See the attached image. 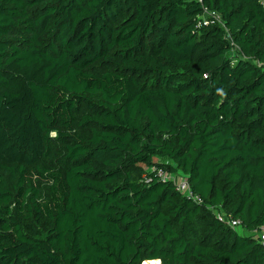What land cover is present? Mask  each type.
I'll use <instances>...</instances> for the list:
<instances>
[{"label": "trees", "instance_id": "16d2710c", "mask_svg": "<svg viewBox=\"0 0 264 264\" xmlns=\"http://www.w3.org/2000/svg\"><path fill=\"white\" fill-rule=\"evenodd\" d=\"M263 229L264 0H0V264H264Z\"/></svg>", "mask_w": 264, "mask_h": 264}, {"label": "built area", "instance_id": "2783aa9c", "mask_svg": "<svg viewBox=\"0 0 264 264\" xmlns=\"http://www.w3.org/2000/svg\"><path fill=\"white\" fill-rule=\"evenodd\" d=\"M204 13H205L203 15L204 22H205L206 15H208V14H212V15H214L216 17H219L218 13H216L215 11H210L207 8H205ZM203 20H201V21H203ZM199 23H200V21H199ZM157 173L163 179H171L174 183H176L177 188L179 190H181L182 192H184L188 197H193L194 199L198 198L197 196L193 195L192 191L190 190V187H189V184H188V182L186 180V176L185 175L175 174V173H172L170 171H166V170H164L162 168H159ZM217 214H218V216L220 218H222L227 223H229V224H231L233 226H236V225L239 224V221L237 219H234V218H231L230 216L221 214V212H219V211H217ZM260 237H261L262 243L264 244V229H263V231H261Z\"/></svg>", "mask_w": 264, "mask_h": 264}, {"label": "rangeland", "instance_id": "374dc122", "mask_svg": "<svg viewBox=\"0 0 264 264\" xmlns=\"http://www.w3.org/2000/svg\"><path fill=\"white\" fill-rule=\"evenodd\" d=\"M235 228H236L239 232H241V233L256 234V232H254V231H250V230H247V229H244V228H242V226H240V225H236ZM161 264H162V263H161Z\"/></svg>", "mask_w": 264, "mask_h": 264}]
</instances>
